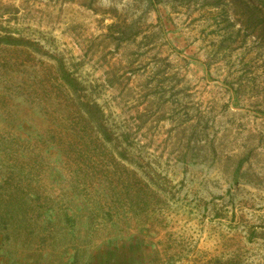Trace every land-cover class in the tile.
<instances>
[{"label":"rangeland","instance_id":"obj_1","mask_svg":"<svg viewBox=\"0 0 264 264\" xmlns=\"http://www.w3.org/2000/svg\"><path fill=\"white\" fill-rule=\"evenodd\" d=\"M153 1L0 0L5 264H264V0Z\"/></svg>","mask_w":264,"mask_h":264},{"label":"trees","instance_id":"obj_2","mask_svg":"<svg viewBox=\"0 0 264 264\" xmlns=\"http://www.w3.org/2000/svg\"><path fill=\"white\" fill-rule=\"evenodd\" d=\"M152 3V8L153 10L156 12L157 14V19L160 20L159 18V14H158V9L156 4L154 3L153 0H151ZM245 9H249L248 6H245ZM245 9H243V11L241 12L242 16L245 17L248 21L246 23L247 28H252V25L250 23V17L245 16L246 13H250L248 11H246ZM30 45L29 41H27L26 39H24L21 36H14L11 35L9 33H4V34H0V47L1 46H11V47H28ZM61 76L63 78L64 81L67 82V84L69 86H72L70 81H72L69 77V75H67V73L65 72L64 69L61 68ZM81 107L83 109V111L85 112L86 116L88 117V121H91L98 129L99 132H104L107 126L106 121L104 120V113H103V108L97 103V102H81ZM240 166H242V161L238 163V166L236 167L235 171H234V176L233 179L236 182L241 181L240 177L238 175V173L240 172L239 168ZM4 226V225H3ZM4 228V227H3Z\"/></svg>","mask_w":264,"mask_h":264},{"label":"crops","instance_id":"obj_3","mask_svg":"<svg viewBox=\"0 0 264 264\" xmlns=\"http://www.w3.org/2000/svg\"><path fill=\"white\" fill-rule=\"evenodd\" d=\"M53 258H54V256L50 257V256L47 255V256L44 257L43 261H41V264H47L48 262H49V264H51L52 263L51 261H53ZM20 262H22V261L21 260L20 261H13V259H12V261L10 263H8V264H21ZM55 263L56 264H61V253L57 254ZM0 264H5V262L0 261ZM34 264H36V261H35Z\"/></svg>","mask_w":264,"mask_h":264}]
</instances>
